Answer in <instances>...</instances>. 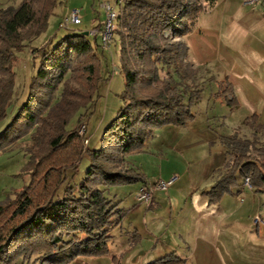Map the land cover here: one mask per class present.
<instances>
[{"label": "trees", "instance_id": "trees-1", "mask_svg": "<svg viewBox=\"0 0 264 264\" xmlns=\"http://www.w3.org/2000/svg\"><path fill=\"white\" fill-rule=\"evenodd\" d=\"M57 4L22 0L16 7H0V122L19 102L12 70L15 55L47 30ZM114 9L111 44L124 77L122 105L96 150H88L85 135L79 133L86 130V113L72 130L67 126L94 101L104 81L97 50L110 45L97 41L104 23L92 35L93 42L90 33L79 32L55 45L50 38L31 50L38 60L35 72L9 125L0 132V152L25 138L30 143L21 173L28 177L27 185L0 202V264H66L78 257L106 255L110 233L124 216L119 204L111 205L105 197L107 189L138 183L147 187L146 178L126 158L142 152L156 130L185 127L195 119L192 107L202 89L182 38L206 10L205 2L115 0ZM217 85V95L237 108L232 86L224 81ZM244 129L253 131L251 139L241 136ZM218 141L227 160L204 193L208 205H217L228 194L239 195L247 180L249 189L264 194V124L253 115ZM85 154L89 167L75 184L72 176ZM170 258L149 264L179 263Z\"/></svg>", "mask_w": 264, "mask_h": 264}, {"label": "rangeland", "instance_id": "rangeland-1", "mask_svg": "<svg viewBox=\"0 0 264 264\" xmlns=\"http://www.w3.org/2000/svg\"><path fill=\"white\" fill-rule=\"evenodd\" d=\"M21 1L10 0L9 5L16 7ZM103 4H109L115 8V0H58L53 15L48 20L47 30L33 41L29 48H25L15 55L12 70L16 74L17 90L15 98L18 97L19 102L17 104L13 103L9 107L7 117L0 122V132L9 125L11 116L16 111L18 104L24 99L29 80L35 72L33 66L34 64L37 66L38 60H33L31 50L40 48L50 38H52L53 45H55L58 40L65 36L79 32L90 33L92 30H96L105 21V13L102 9ZM72 10L80 11L81 24L64 27ZM92 37V35L89 36L93 42ZM97 37L98 44L101 45L100 34ZM97 50L103 63L102 77L104 81L101 82L98 96L95 97L94 101L86 109L79 111L67 126L68 130H72L78 117L84 113L87 114L86 130L83 128L81 130L82 135H85V146L88 150H96L100 147V139L104 130L115 118L122 105L119 96L124 89V77L119 71L118 54L115 48L110 43L109 48L99 47ZM243 51L246 52V47H244ZM217 62L208 63L204 67H199V70H195L202 76L214 77L216 81L219 79L218 75L230 76L227 80L230 84V80L234 79L233 75H226L229 70H223L225 68L218 67ZM228 67L230 69V66ZM200 75L197 77L198 83L201 81L199 79ZM108 76L110 77L109 79ZM213 81L216 82L215 80ZM234 81H237V79ZM210 83H204V86L199 84L202 92L199 102L192 107L195 114L193 123H189L185 127L165 126L156 130L153 138L148 141L151 143L149 145L146 143V147L142 152L133 153L126 158L146 178L147 185L153 186L169 176H177V188L189 189L193 184L200 187L209 175L211 166L216 165L219 169L213 172V179L206 182L203 188L209 189L214 184L216 177L223 169L225 158L224 148L215 142H219V136L231 135L234 128L239 125L238 121L242 120L246 114L244 110L240 114L235 111L236 108L229 107L223 98L217 95L220 92L217 84ZM257 85L259 86L255 82L248 81L245 77L241 78L236 86L239 91L240 89L247 90L249 88L257 91ZM232 93L235 98L234 91ZM241 99L244 104L243 97ZM236 102L237 107H239L238 101ZM259 122L264 123V118L260 119ZM253 135V131L248 129H244L241 133V136L247 139H251ZM162 142L165 148H160ZM181 142H189L190 144L194 142L195 147L191 150L183 147L171 149L173 144ZM201 142L210 143L201 145ZM29 146L30 143L25 138L23 141L0 152V202L5 199H12L15 192L27 185L28 177L21 175V173H23L22 170L27 161V149ZM159 149H162V153L158 151ZM210 151L211 155H209ZM88 167L89 158L85 154L81 159L78 170L72 176L73 183L78 184L84 178ZM67 177L69 183H71V173H68ZM210 184L211 186L209 187ZM141 186L142 184L138 183L125 187H111L107 189L105 197L110 200L111 205L123 201L120 206H117L119 209L127 206L124 204L132 206L135 199V194H133L132 190ZM236 201L243 205V220L240 227L242 233L239 236L240 243L238 242V247L235 251L228 245V258L226 260H222L216 254L217 257L210 264H264V227L262 226V222L264 223V194L246 191L242 195L241 193L237 195ZM140 206L143 207L144 211L145 206L143 204ZM156 214L162 223L158 230L164 233L163 238L159 235H153V239L146 238L143 230H134L130 223L139 221V219L141 221L142 216L133 214L131 211L127 214L124 213L119 226L110 233L111 238L107 244L108 253L106 255L78 257L66 264H98L95 258L99 257L108 259L110 264H116L115 262H118L117 264H138L143 261L145 253L156 245L157 249L162 246H168L170 249L176 247L174 250H170L172 252L165 257H172L170 260H173V262L179 260L178 264H186V260L182 258L181 254L185 253L187 246L184 240L182 239L181 241L180 236H175L176 233H173L171 227L168 226L169 219L176 217L177 211L164 212L163 210H158ZM171 214L172 216H170ZM257 218L259 219L258 223L255 222ZM146 222L149 223V219H146ZM148 228H150V225H148ZM149 232L151 233V231ZM159 238H162V240L158 241ZM123 245L126 246L122 247ZM113 257L116 260H113ZM104 260L102 259L99 263L104 264ZM17 264H21V261L17 262ZM144 264L149 263L144 262Z\"/></svg>", "mask_w": 264, "mask_h": 264}, {"label": "crops", "instance_id": "crops-1", "mask_svg": "<svg viewBox=\"0 0 264 264\" xmlns=\"http://www.w3.org/2000/svg\"><path fill=\"white\" fill-rule=\"evenodd\" d=\"M203 1L205 2L206 10L199 15L193 30L182 38V42L185 43L188 50L187 59L196 70L215 61H218V67L225 68L223 70H229L226 75H233L234 77L233 80H230V84L233 86L232 90L236 101L239 103V107L235 111L241 114V111L244 110L246 114L242 120L238 121V124L240 125L244 119L253 115L256 116L257 123L264 124L259 122L260 119L264 118V6L258 4L254 7H244L241 5V0ZM9 2L10 0H0V7L12 6L9 5ZM95 33L96 31L92 30L90 35ZM244 47H246V52L243 51ZM228 66H230V69ZM243 67L245 68L243 69ZM198 75L200 74L197 72L196 82ZM228 77L218 75L221 81L219 79L216 81L214 77L200 75L199 79L201 81L197 83L203 84L202 86L205 85L204 83L209 84L210 82V84H218V82H227ZM245 77L248 81L259 84V86L257 85V91L251 88L247 90L240 89V91L237 89L236 85L239 84V80ZM236 79L237 81H234ZM241 97L244 99V104ZM150 143L147 142V145ZM193 143H175L171 149L183 147L191 150L195 147ZM209 143L201 142V145ZM215 143L219 144V142ZM160 148H165L163 142L160 144ZM161 150L159 149L158 151L162 153ZM209 155H211V151ZM226 160L227 155L225 153L224 164ZM131 165L138 171L135 165ZM217 169L219 167L216 165L211 166L209 175L200 187L193 184L189 189L177 188V180L170 187L171 189L155 192L150 206L146 207L144 205L145 214H143V207H139L141 204L136 199H134L132 206L124 204L127 206L121 207L120 210L125 214L132 211L133 214L142 216L141 221L140 219L139 221H132L130 226L134 230H143L144 236L150 239H153V235H159L162 238L164 236V233L158 230L162 223L156 212L158 210H163L164 212L176 210L177 215L169 219L168 226L171 227L173 233H176L175 236L178 235L181 241L182 239L184 240L187 246L185 253H180L182 258L186 260V264H210L217 257L216 254L222 260H226L228 258V245L235 251L238 247V242L240 243L239 236L242 233L240 227L243 220V205L236 201L237 195L235 194L224 196L217 205H208L204 193L210 188L204 189L203 186L206 185V182L213 179L212 174ZM170 178L171 176L162 181H167ZM149 187L151 185L148 184L146 188H143V186L137 189L133 188L132 192L136 197L137 193ZM246 191L253 192L246 187L240 190L241 195ZM122 202L119 201L118 206ZM146 219H149V223L146 222ZM147 224L150 225V228H148ZM162 238H159L158 241H161ZM227 238L228 240H226ZM124 246L126 245L122 247ZM175 248L170 249L168 246H162L157 249L156 245L145 253L143 261L138 264L150 263L164 258L172 252L170 250ZM102 259H105L104 264H110L108 259L104 257L95 258V261L100 264L99 262Z\"/></svg>", "mask_w": 264, "mask_h": 264}, {"label": "built area", "instance_id": "built-area-1", "mask_svg": "<svg viewBox=\"0 0 264 264\" xmlns=\"http://www.w3.org/2000/svg\"><path fill=\"white\" fill-rule=\"evenodd\" d=\"M258 4L264 6V0H241V5L244 7H254ZM102 9L104 10L105 13V21L101 32V40H102V45L104 47H108V45L111 43L112 31H113L114 22L117 17V12L109 4H103ZM80 24H81L80 11L72 10L69 14V18L66 20L64 24V27H68L69 25L78 26ZM79 133L80 135H82V130ZM176 181H177V176H172L167 181H160L158 184L153 185L148 189L141 190L139 193H137L135 199L138 203L148 207L151 204L155 192L167 191ZM245 186L249 188L248 180L245 182ZM255 222L258 223L259 219L257 218ZM262 226L264 227L263 222H262Z\"/></svg>", "mask_w": 264, "mask_h": 264}]
</instances>
